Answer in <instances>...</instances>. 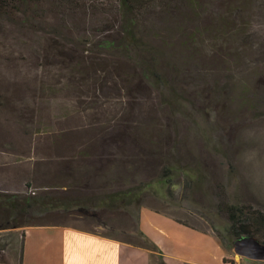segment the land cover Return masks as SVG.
<instances>
[{"label": "rangeland", "instance_id": "obj_1", "mask_svg": "<svg viewBox=\"0 0 264 264\" xmlns=\"http://www.w3.org/2000/svg\"><path fill=\"white\" fill-rule=\"evenodd\" d=\"M96 1L85 13L41 0L29 4L28 14L0 16V193L32 195L28 183L39 189L68 185L89 188L88 200L95 201L101 194L148 188L130 206L86 207L100 216L88 220L80 218L84 208L27 215L0 198V242L15 232L22 240L21 231L11 230L17 224L103 223L107 228L96 232L144 248L139 214L145 228L153 216L148 208L224 239V203L264 211V64L247 53L242 65L230 48L235 42L227 47L207 35L195 43L179 40V27L200 24L212 31L220 17L214 5L188 14L194 24L182 23L171 10L162 17L166 22L154 24L167 40L155 42L157 82L135 62L145 54L128 59L102 46L123 11L114 0ZM259 4L255 0L252 9L253 30L264 35ZM109 8L116 14H106ZM56 41L80 56L79 66L57 54L51 47ZM236 241L231 247L224 242L229 264H264L238 255ZM149 256L151 264H172Z\"/></svg>", "mask_w": 264, "mask_h": 264}, {"label": "trees", "instance_id": "obj_2", "mask_svg": "<svg viewBox=\"0 0 264 264\" xmlns=\"http://www.w3.org/2000/svg\"><path fill=\"white\" fill-rule=\"evenodd\" d=\"M41 0H0V16L8 15L7 12L15 10L16 13L23 12L28 14L29 4H35ZM52 4L66 5L69 10L74 14L85 13L87 11V4L90 0H47ZM93 2V0H91ZM118 2V5L122 8V20L119 22L112 39L100 42L103 47L107 49H113L117 53H121L122 56L131 57L132 54H145L141 59L136 58L140 68L141 65L145 66L144 75L147 77H153L157 82L160 79L159 74L154 68L155 64V51L158 49L155 42L158 41L162 44L167 43V40L162 37L161 34L154 31L155 22L158 19L164 20L162 17L171 16L170 13L174 11L182 23H192L194 20L187 18L188 14L194 17V14L198 10H205V6L210 7L214 5L218 8L220 17L214 20L212 23L215 27H209L210 32L203 25L194 24L192 30L189 28L179 27L178 33L181 38L180 41H185V43L191 42L195 43L198 39L207 35L212 39V43H217L215 41L223 42V46L230 45V42H235L236 44L230 45V48H235L238 54V61L244 65L246 63L245 56L248 53L256 55V61L258 65L262 66L264 64V35L259 33L260 31L253 30V24H255L256 14L252 12L255 6V0H114ZM259 7L262 13L258 16L264 17V0H259ZM96 0L93 2L92 8L94 11V6H96ZM113 2V1H112ZM113 2V3H115ZM85 3V4H83ZM98 3V2H97ZM111 6L113 5L110 3ZM99 5V4H98ZM114 6V5H113ZM214 7V8H215ZM226 7V8H225ZM96 8V7H95ZM115 8V7H112ZM112 8L106 11V14H116L113 12ZM213 8V9H214ZM223 12H220L221 9ZM96 10H100L97 6ZM171 10H173L171 12ZM105 12V11H104ZM214 14V13H213ZM218 14V15H219ZM153 17V21L149 19ZM151 21L153 27L149 26ZM165 21V20H164ZM218 21V22H217ZM166 22V21H165ZM264 24V23H263ZM264 29V28H263ZM56 48H55V47ZM54 46H51L58 55L62 56V59L70 64L80 65V56L77 54L68 53L63 44L61 48L59 42L56 41ZM83 54L81 53V56ZM147 55L151 57L147 59ZM264 67V66H262ZM261 78H264V72L260 73ZM27 187L32 190L34 194L21 196L20 194H3L0 193V198H7L10 200L11 211H20L19 213L31 214L35 209L40 212H69L75 210L76 208H84L95 205L102 204V206L107 208H120L121 206H130L135 202H139L140 197L144 190L148 188L145 186L143 188H131L126 190H118L111 194H105V196L98 197L99 199L90 198L91 200L83 199L76 194L75 189L69 188L70 192H64L60 189L61 186L49 185L42 188H35L33 184L28 183ZM41 190V192H38ZM97 200V201H96ZM6 201V200H5ZM104 201L108 204H104ZM84 205H83V204ZM95 203V204H94ZM222 209L228 216L229 225L226 229L227 236L222 239V243L228 241L233 245L235 240L242 238L244 236L257 238L264 245V211L254 207L253 205L245 204H231L224 203ZM87 210V209H86ZM82 211V210H81ZM181 222V221H180ZM183 223V222H181ZM186 224V223H185ZM188 225V224H186ZM143 236V233H141ZM220 238V236H218ZM225 240V241H224ZM144 248L151 251V255H158L159 258L163 259L161 256V251L159 248L150 242L148 239L144 240ZM226 245V244H225ZM226 248L229 247L226 245ZM227 261V260H226ZM161 264H166L161 262Z\"/></svg>", "mask_w": 264, "mask_h": 264}, {"label": "crops", "instance_id": "obj_3", "mask_svg": "<svg viewBox=\"0 0 264 264\" xmlns=\"http://www.w3.org/2000/svg\"><path fill=\"white\" fill-rule=\"evenodd\" d=\"M71 167H67L68 171ZM61 187V191L70 192L68 185ZM73 189L83 202L88 199L86 192L90 191L89 188ZM147 210L153 216H150V223L144 228L141 212L139 229L159 248L164 260L172 264H229L226 261L229 257L227 248L217 234L181 224L166 213ZM82 212L84 215L80 218H87L83 220L100 217L88 210ZM75 221L82 220L78 217ZM98 226L17 224L11 230L21 231L22 240L19 242L18 233L15 232L10 240L0 242V264H136L139 261V264H151L150 250L98 233L96 230L107 228L103 223Z\"/></svg>", "mask_w": 264, "mask_h": 264}, {"label": "water", "instance_id": "obj_4", "mask_svg": "<svg viewBox=\"0 0 264 264\" xmlns=\"http://www.w3.org/2000/svg\"><path fill=\"white\" fill-rule=\"evenodd\" d=\"M234 251L241 257L264 261V245L254 237L244 236L234 244Z\"/></svg>", "mask_w": 264, "mask_h": 264}]
</instances>
